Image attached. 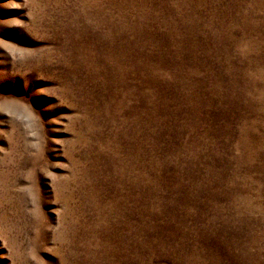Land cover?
I'll return each mask as SVG.
<instances>
[{
    "label": "rangeland",
    "instance_id": "1",
    "mask_svg": "<svg viewBox=\"0 0 264 264\" xmlns=\"http://www.w3.org/2000/svg\"><path fill=\"white\" fill-rule=\"evenodd\" d=\"M0 264H264V0H0Z\"/></svg>",
    "mask_w": 264,
    "mask_h": 264
}]
</instances>
